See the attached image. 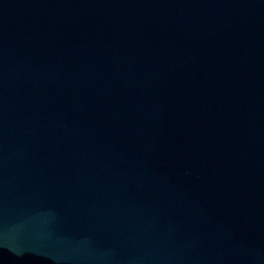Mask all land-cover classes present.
<instances>
[{
    "label": "water",
    "instance_id": "obj_1",
    "mask_svg": "<svg viewBox=\"0 0 264 264\" xmlns=\"http://www.w3.org/2000/svg\"><path fill=\"white\" fill-rule=\"evenodd\" d=\"M0 264H264V0H0Z\"/></svg>",
    "mask_w": 264,
    "mask_h": 264
}]
</instances>
